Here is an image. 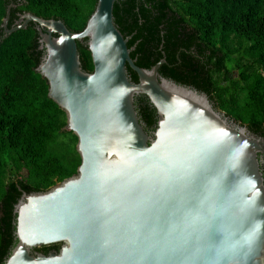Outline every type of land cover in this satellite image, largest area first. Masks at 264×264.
<instances>
[{
	"label": "water",
	"instance_id": "95a60500",
	"mask_svg": "<svg viewBox=\"0 0 264 264\" xmlns=\"http://www.w3.org/2000/svg\"><path fill=\"white\" fill-rule=\"evenodd\" d=\"M98 0L80 33L61 20L35 23L45 55L37 72L78 138L77 174L15 206V247L5 264H264V140L217 110L208 95L136 65ZM86 41L94 71L83 70ZM131 68L138 76L134 82ZM155 108L147 132L135 105ZM62 244L59 253L40 247Z\"/></svg>",
	"mask_w": 264,
	"mask_h": 264
},
{
	"label": "trees",
	"instance_id": "16d2710c",
	"mask_svg": "<svg viewBox=\"0 0 264 264\" xmlns=\"http://www.w3.org/2000/svg\"><path fill=\"white\" fill-rule=\"evenodd\" d=\"M98 0H0V264L15 247V206L24 193H42L77 174V136L49 98L37 72L45 51L35 23L8 29L31 13L82 32ZM114 19L136 65L179 85H194L233 122L264 140V0H116ZM86 41L78 42L83 70L94 71ZM134 82L138 76L128 68ZM147 132L157 114L148 98L135 99ZM264 174V164L261 165ZM50 246L37 248L47 255Z\"/></svg>",
	"mask_w": 264,
	"mask_h": 264
},
{
	"label": "flooded vegetation",
	"instance_id": "af4514ba",
	"mask_svg": "<svg viewBox=\"0 0 264 264\" xmlns=\"http://www.w3.org/2000/svg\"><path fill=\"white\" fill-rule=\"evenodd\" d=\"M23 15V14H22ZM22 15H20V16H22ZM20 18V17H19ZM19 21V20H18ZM17 21V22H18ZM181 86H184V87H186V88H189V89H192V90H195V91H197V92H199V93H204L203 91H200V90H198L197 88H195L194 87V85H181ZM204 94H206V93H204ZM207 95V94H206ZM218 110V109H217ZM50 250L48 251V253H47V255H49V254H52V253H59V251H60V249H61V247H62V244H54V245H50ZM38 253H40V254H44V253H42V252H38Z\"/></svg>",
	"mask_w": 264,
	"mask_h": 264
}]
</instances>
